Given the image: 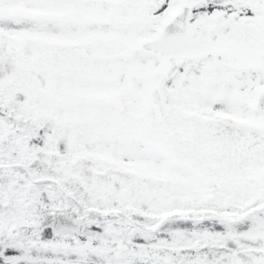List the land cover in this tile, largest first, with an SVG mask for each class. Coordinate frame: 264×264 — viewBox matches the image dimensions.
Wrapping results in <instances>:
<instances>
[{
    "label": "snow or ice",
    "instance_id": "1",
    "mask_svg": "<svg viewBox=\"0 0 264 264\" xmlns=\"http://www.w3.org/2000/svg\"><path fill=\"white\" fill-rule=\"evenodd\" d=\"M0 264H264V0H0Z\"/></svg>",
    "mask_w": 264,
    "mask_h": 264
}]
</instances>
